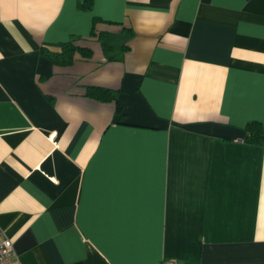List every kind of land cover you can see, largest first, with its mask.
<instances>
[{
	"label": "crops",
	"instance_id": "obj_1",
	"mask_svg": "<svg viewBox=\"0 0 264 264\" xmlns=\"http://www.w3.org/2000/svg\"><path fill=\"white\" fill-rule=\"evenodd\" d=\"M0 0V228L21 264H264V0ZM99 31L133 30L110 60ZM77 39L69 67L42 53ZM116 91V104L87 95Z\"/></svg>",
	"mask_w": 264,
	"mask_h": 264
},
{
	"label": "trees",
	"instance_id": "obj_2",
	"mask_svg": "<svg viewBox=\"0 0 264 264\" xmlns=\"http://www.w3.org/2000/svg\"><path fill=\"white\" fill-rule=\"evenodd\" d=\"M93 0H84L80 4L82 10H91L93 6ZM109 24L101 19H95L93 22V37L97 38L100 42L105 55L110 60H116V54L120 52L128 51L127 42L131 40L134 36L133 30L122 26V32L119 34H111L107 32H101L98 30L100 25ZM77 39L72 40L68 43L59 44L56 46L44 45L42 47L43 55L51 60L55 65L61 67H69L73 65L77 59L78 55H81L85 58L92 56V52L87 49L80 48L76 45ZM87 95L95 100L104 103H115L116 112L118 115L123 117L122 114V104L119 102L118 94L116 91L99 88V87H90L87 89ZM246 137L245 141L250 144L263 145L264 144V128L260 122H250L247 124L246 128Z\"/></svg>",
	"mask_w": 264,
	"mask_h": 264
},
{
	"label": "built area",
	"instance_id": "obj_3",
	"mask_svg": "<svg viewBox=\"0 0 264 264\" xmlns=\"http://www.w3.org/2000/svg\"><path fill=\"white\" fill-rule=\"evenodd\" d=\"M0 264H21L15 251L14 242L5 230L0 228ZM161 264H176L172 260H164Z\"/></svg>",
	"mask_w": 264,
	"mask_h": 264
}]
</instances>
